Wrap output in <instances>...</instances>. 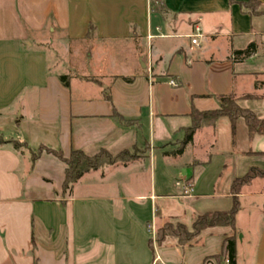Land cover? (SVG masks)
Segmentation results:
<instances>
[{"label":"crops","instance_id":"0c3cea01","mask_svg":"<svg viewBox=\"0 0 264 264\" xmlns=\"http://www.w3.org/2000/svg\"><path fill=\"white\" fill-rule=\"evenodd\" d=\"M248 1L0 0V137L27 144L17 151L0 143V264H226L228 227L207 229L184 249L168 238L153 254L149 243L162 221L192 230L196 216L230 210L234 179L264 171V135H251L244 120L234 132L228 117L200 129L180 157L163 152L158 162L147 155L91 172L66 196V164L47 153L33 161L30 150L45 147L65 158L73 150L117 155L141 144L155 151L182 141L192 109L215 110L221 96H235L264 120V87H256L264 83V0H257L259 15L243 7ZM197 27L201 37L193 45ZM105 40L130 48L120 60L90 52L94 75L62 67L52 45L68 52L73 41ZM251 44L257 53L234 59ZM193 148L208 158L185 162ZM182 160L185 168L174 169ZM108 169L120 175L135 169L133 183L122 176L112 182ZM246 199L263 218L264 177L243 189L240 203ZM238 232L242 264L240 245L250 236L240 244ZM258 242L264 248V229ZM258 259L264 264V254Z\"/></svg>","mask_w":264,"mask_h":264},{"label":"trees","instance_id":"16d2710c","mask_svg":"<svg viewBox=\"0 0 264 264\" xmlns=\"http://www.w3.org/2000/svg\"><path fill=\"white\" fill-rule=\"evenodd\" d=\"M234 1V0H232ZM243 7L253 15L260 14V3L257 0H249L247 3L242 4ZM257 53V46L255 44L249 45L243 51H235V60H246L252 55ZM95 83L98 81L94 78L90 79ZM61 81L65 86L69 85V77H61ZM127 83H131V79H125ZM256 87H264V83H257ZM109 98V97H108ZM219 107L210 111H199L195 108L192 109L190 114L192 124L189 128L184 130V138L182 139L178 148L172 153H165V155H172L173 157L182 156L189 144L194 140L197 131L206 127H215L218 119L221 117H228L232 123L233 132L236 129L237 122L242 119L245 121L251 135H264V120L259 119L251 110L243 109L238 105L235 96H221L217 98ZM117 117V116H116ZM120 122L125 126L134 125V122L127 121L121 116L117 117ZM0 143L12 144L17 151L27 149V144L19 140L5 141L0 137ZM169 145V144H168ZM31 156L33 161H36L43 153L54 155L66 164L65 180L63 184V193L66 196L71 193L75 184H77L85 175L91 172L103 170L106 167L124 166L139 161L142 157L138 155V146L132 149L120 152L117 155H112L106 150H101L94 156H87L80 150H73L68 158H65L61 151H56L41 147L37 151H32ZM264 177V171L252 168L243 177L235 178L231 185V196L233 205L230 210L224 212H215L204 215H198L194 218L192 230H189L184 224H177L174 229L169 223L164 224L156 234V238L150 240V248L155 254L156 248L164 245L168 238H175L181 248L193 243L203 231L217 227H228L231 229L232 234L228 236L223 245V252L229 264H237V216L241 211L240 196L243 189L250 185L255 179ZM223 256H215V258H222Z\"/></svg>","mask_w":264,"mask_h":264},{"label":"rangeland","instance_id":"374dc122","mask_svg":"<svg viewBox=\"0 0 264 264\" xmlns=\"http://www.w3.org/2000/svg\"><path fill=\"white\" fill-rule=\"evenodd\" d=\"M261 12V10H259ZM54 49L58 52V55L61 57V66L63 67H69L73 68L75 72H77L80 75H94L93 71L95 70V64L94 59L88 58L90 52H93L94 55L98 50L105 52L108 54H112L113 58H117V60L122 59V56L125 55L128 52V49L130 48L128 42L126 41H119V40H109V41H102V42H94V41H73L70 42V48L67 52L66 49L59 45L58 42L52 43ZM77 54V56H76ZM261 55H264V47L260 51ZM181 143V140H173L169 145L159 147L154 151V148L150 144H141L138 146V155H140L142 158H144L147 155H152L153 159L157 158V162L161 159V154L163 152H171L179 147ZM203 155V156H202ZM208 155V154H207ZM202 156V157H201ZM209 158L215 159L216 154L210 153ZM208 157L206 154L201 153L197 148L191 149L188 153L185 155V162H191L193 159L198 160H205ZM183 160L181 161L180 165H175L174 169L180 170L185 168V166H181L183 163ZM135 169H132L127 174L122 173L120 175L119 172H114V169H108L107 172V178L110 179L112 182L114 180H117L122 176L121 178H126L128 180L129 184L133 183V177ZM188 172V169H184ZM109 173V174H108ZM124 174V175H123ZM94 180H98V175H95ZM150 178L148 176L144 177V183L146 184L144 186V190H146L149 187ZM264 200V199H262ZM264 204V202H263ZM263 204L259 207L261 210L263 209ZM241 208H245L244 210L241 209L237 216V230H241L242 234L239 235L238 240L240 241V238L243 234H247L250 236V243L248 241H245V243L241 244L240 241V250H239V257L242 264H256L260 263L261 261L258 259L260 254H264V248L260 247V244L258 241H260L261 232L262 229H264V217H259L257 213V206L250 202L249 199L244 200V203H241ZM244 205V206H243ZM169 223L171 226H173L174 229L177 228L178 222L173 221H162L160 222L159 226L156 228L154 232V239L156 238L157 231L164 226V224ZM238 237V236H237ZM256 240H252L253 238H256ZM152 254V253H151ZM153 255H151V258ZM214 257H209L208 260H212ZM255 259V262L253 260ZM152 260V259H151ZM223 260V258H222Z\"/></svg>","mask_w":264,"mask_h":264},{"label":"built area","instance_id":"2783aa9c","mask_svg":"<svg viewBox=\"0 0 264 264\" xmlns=\"http://www.w3.org/2000/svg\"><path fill=\"white\" fill-rule=\"evenodd\" d=\"M201 32H202V30L199 27L195 28V32L192 35V44L193 45H198V40L201 37ZM149 38L152 39V37H149ZM170 85L173 86V87H177V84L175 82H171ZM185 193L188 194V195L192 194L193 193V186L192 185H188L185 188ZM149 232H151V231L149 230ZM158 263H159L158 259L155 260V264H158ZM226 264H229L228 260L226 261Z\"/></svg>","mask_w":264,"mask_h":264}]
</instances>
